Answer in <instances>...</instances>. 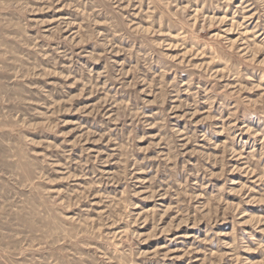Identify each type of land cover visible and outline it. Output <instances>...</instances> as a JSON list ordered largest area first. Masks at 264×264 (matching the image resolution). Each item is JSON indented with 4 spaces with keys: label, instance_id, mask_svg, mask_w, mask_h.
<instances>
[{
    "label": "rangeland",
    "instance_id": "obj_1",
    "mask_svg": "<svg viewBox=\"0 0 264 264\" xmlns=\"http://www.w3.org/2000/svg\"><path fill=\"white\" fill-rule=\"evenodd\" d=\"M0 264H264V0H0Z\"/></svg>",
    "mask_w": 264,
    "mask_h": 264
}]
</instances>
